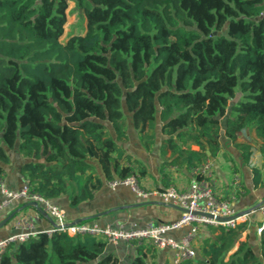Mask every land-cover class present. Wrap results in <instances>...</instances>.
I'll list each match as a JSON object with an SVG mask.
<instances>
[{
	"label": "trees",
	"instance_id": "16d2710c",
	"mask_svg": "<svg viewBox=\"0 0 264 264\" xmlns=\"http://www.w3.org/2000/svg\"><path fill=\"white\" fill-rule=\"evenodd\" d=\"M70 2L84 32L64 40ZM128 117L146 148L160 127L168 167L214 157L223 119L232 140L254 130L264 153V0H0V177L17 150L33 191L68 194L71 206L104 184L95 161L106 181L138 179L145 167L118 143ZM205 227L195 257L177 264H264V230ZM108 244L40 232L0 264H119ZM156 254L137 244L129 264H157Z\"/></svg>",
	"mask_w": 264,
	"mask_h": 264
},
{
	"label": "crops",
	"instance_id": "0c3cea01",
	"mask_svg": "<svg viewBox=\"0 0 264 264\" xmlns=\"http://www.w3.org/2000/svg\"><path fill=\"white\" fill-rule=\"evenodd\" d=\"M156 141L151 147L146 148L140 139V133L133 126L130 117L127 118V136L118 143L126 153L132 155L145 169L146 174L138 177L139 184L147 190H157L170 185L179 189H185L190 181V173L186 168L163 165L164 159L159 152L163 139L160 127L157 129ZM221 148L214 157H210L212 163V177L216 182L217 192L224 198L231 195L233 191L232 181L235 173L240 177L236 197L231 200V206L236 215H243L239 223L247 221L250 228L243 233L246 234L255 229L262 217L254 207L264 200V153L261 150L262 141L255 136L254 130L246 128L232 140L225 134L224 119L219 133ZM26 159L17 151H11V162L4 164L3 178L6 186L10 189H19L25 182L22 173V165ZM253 167L261 169V184L254 182ZM89 173V172H88ZM94 175L103 179L104 184L96 190L94 197L85 200L77 206L70 205L69 195L54 198V202L61 206L67 219L72 222L97 223L100 226H111L115 228L146 227L151 223L169 222L178 219L182 214L181 207L163 202L156 194L148 197L139 196L129 185H119L115 189L109 187L101 171L99 164L95 161V169L91 171ZM85 175V174H84ZM236 190V189H234ZM3 195L0 192V201ZM30 201L24 198L13 200L7 207L0 210V222L12 213L14 216L0 226V238L13 234L16 229L14 223L23 216L33 218L35 229L42 231L50 229L54 225L53 217L47 213L40 212L36 206L29 205ZM190 229L185 226L181 229L169 231L168 235L180 239ZM207 235L206 227H201L197 238L192 246L196 249ZM149 243V242H144ZM107 252H112L118 257L119 264H129L137 252L134 242L120 241L117 244L109 243ZM157 264H177L173 249L157 248Z\"/></svg>",
	"mask_w": 264,
	"mask_h": 264
},
{
	"label": "built area",
	"instance_id": "2783aa9c",
	"mask_svg": "<svg viewBox=\"0 0 264 264\" xmlns=\"http://www.w3.org/2000/svg\"><path fill=\"white\" fill-rule=\"evenodd\" d=\"M189 173L190 181L185 189L170 185L157 190H147L140 186L138 179L134 175L124 179L106 181L107 185L113 189L119 185H129L143 198L156 194L163 202L178 205L182 209L181 216L176 220L151 223L146 227L133 226L129 229L115 228L109 225L100 226L97 223L69 221L65 210L61 206L56 204L51 198L44 197L33 191L28 181L25 180L23 186L19 189H10L6 186L4 178L0 177V192L3 195L0 201V210L7 207L13 200L24 198L36 202L54 219L53 227L42 231L35 229L34 220L29 216L17 219L14 223L16 231L5 238H0V256L12 243L24 242L40 232L50 234L54 231H67L70 234L89 233L99 235L113 244H117L120 241L134 242L136 245L149 242L157 248L169 247L175 252L176 262L194 258L196 250L193 248L192 243L197 238L201 227L209 224L226 228L235 227L239 223V218H242L243 215H236L235 209L231 206V200L236 197V191L240 183L238 173L233 176L232 186L234 192L227 198L222 197L217 192L216 182L212 177L210 159L193 166ZM257 210L262 220L256 228L257 233L261 234L264 230V203ZM194 211L210 212L216 216L231 218L221 221L216 218L193 214ZM185 226H190V229L180 239H175L168 235L169 231L181 229Z\"/></svg>",
	"mask_w": 264,
	"mask_h": 264
},
{
	"label": "rangeland",
	"instance_id": "374dc122",
	"mask_svg": "<svg viewBox=\"0 0 264 264\" xmlns=\"http://www.w3.org/2000/svg\"><path fill=\"white\" fill-rule=\"evenodd\" d=\"M68 18L67 23L65 25V34L63 39L65 40L70 34H76L80 32H84V22L82 18L77 15L74 10V3L70 2V6L67 10Z\"/></svg>",
	"mask_w": 264,
	"mask_h": 264
},
{
	"label": "water",
	"instance_id": "95a60500",
	"mask_svg": "<svg viewBox=\"0 0 264 264\" xmlns=\"http://www.w3.org/2000/svg\"><path fill=\"white\" fill-rule=\"evenodd\" d=\"M89 151H90V150H89ZM90 153L92 154L91 151H90ZM207 153H209V151H207ZM263 203H264V200L261 201V202L259 203V205H257L256 207H254L253 210H255L256 208H258V207H259L261 204H263ZM28 204H29V205H34V206H36V208H37L40 212L45 213L44 209H43L40 205H38L36 202H34V201H30ZM170 204H172V203H170ZM172 205L177 206V205H175V204H172ZM16 212H17V211H16ZM16 212H15V213H16ZM15 213H12V214L9 215L6 219L2 220V221L0 222V226L3 225L8 219L12 218V217L14 216ZM193 214H199V215H202V216H205V217H209V218H216L217 220H221V221H223V220H227V219H230V218H231V217H224V216H216V215H214V214H212V213H210V212H197V211H194Z\"/></svg>",
	"mask_w": 264,
	"mask_h": 264
}]
</instances>
